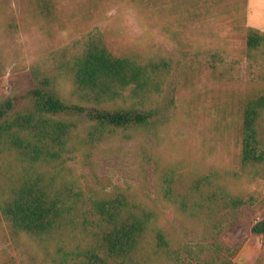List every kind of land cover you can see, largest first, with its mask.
<instances>
[{
  "label": "trees",
  "instance_id": "1",
  "mask_svg": "<svg viewBox=\"0 0 264 264\" xmlns=\"http://www.w3.org/2000/svg\"><path fill=\"white\" fill-rule=\"evenodd\" d=\"M32 1L40 14L52 15L50 0ZM246 55L263 83L264 33L252 27L246 31ZM55 68L51 75L33 65L38 86L26 103L0 108V221L11 239L25 238L32 261L41 264H230L221 233L242 207L264 204V197L247 191L264 180V86L239 103L236 170L197 166L184 172L158 159L153 190L143 183L136 191L112 186L93 192L74 176L71 155L115 132L130 140L132 133L155 130L154 107L172 63L150 52L115 55L103 34L93 31L79 52L63 50ZM62 85L69 87L67 97L60 93ZM84 111L81 136L80 120L72 115ZM160 206L170 209L181 227L197 231L191 248L165 223ZM251 231L264 240V217Z\"/></svg>",
  "mask_w": 264,
  "mask_h": 264
},
{
  "label": "rangeland",
  "instance_id": "2",
  "mask_svg": "<svg viewBox=\"0 0 264 264\" xmlns=\"http://www.w3.org/2000/svg\"><path fill=\"white\" fill-rule=\"evenodd\" d=\"M50 2L52 15L45 17L32 0H0V108L7 102L25 104L28 92L38 86L32 66L55 75L59 54L79 52L93 31L103 34L115 55L150 52L172 63L154 107L159 110L155 130L132 133L130 140L115 132L93 148L80 145L71 155L68 165L83 186L93 192L112 186L136 191L146 183L153 190L158 159L184 172L197 166L238 168L239 103L264 86L257 64L246 55L247 29L264 33V0H155L151 6L141 0ZM68 91L67 85L60 87L63 97ZM86 112L72 115L80 120L81 136ZM247 191L264 197V180L249 184ZM159 209L181 243L191 248L197 231L181 227L170 209ZM263 217L264 204L244 206L221 233V245L231 250L225 257L230 264L264 263V240L251 231ZM29 250L28 241L14 242L0 221V263L41 264L32 261Z\"/></svg>",
  "mask_w": 264,
  "mask_h": 264
}]
</instances>
